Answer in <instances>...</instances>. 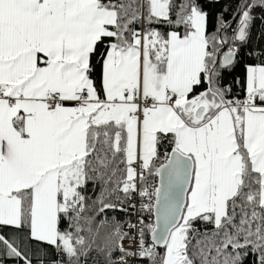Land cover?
<instances>
[{"label": "snow or ice", "instance_id": "1", "mask_svg": "<svg viewBox=\"0 0 264 264\" xmlns=\"http://www.w3.org/2000/svg\"><path fill=\"white\" fill-rule=\"evenodd\" d=\"M227 11L0 0V264H264V0Z\"/></svg>", "mask_w": 264, "mask_h": 264}, {"label": "trees", "instance_id": "2", "mask_svg": "<svg viewBox=\"0 0 264 264\" xmlns=\"http://www.w3.org/2000/svg\"><path fill=\"white\" fill-rule=\"evenodd\" d=\"M204 2V8L206 11L209 12V29L212 30L215 24V19L217 13L221 12L225 5L228 6V11L224 12V19L225 20H231L232 28L236 27L237 21L239 20V16L236 17V19H232V13L235 10L239 0H219V3H209L207 0H203ZM260 9L257 8L254 10V14H259ZM228 35H232L231 29L228 31ZM249 47H255V48H264V24L261 23L259 19H256L252 22L251 28H250V37H249ZM244 51V48H241V52ZM256 62V61H251ZM236 74H243V68L238 67L236 70ZM227 79H231V77H227ZM162 251V249H161ZM6 264H16L14 259H8Z\"/></svg>", "mask_w": 264, "mask_h": 264}, {"label": "built area", "instance_id": "3", "mask_svg": "<svg viewBox=\"0 0 264 264\" xmlns=\"http://www.w3.org/2000/svg\"><path fill=\"white\" fill-rule=\"evenodd\" d=\"M133 219H135V218L133 217Z\"/></svg>", "mask_w": 264, "mask_h": 264}]
</instances>
